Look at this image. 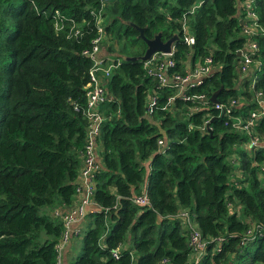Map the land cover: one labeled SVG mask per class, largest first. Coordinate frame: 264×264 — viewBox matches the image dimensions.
Here are the masks:
<instances>
[{"label": "trees", "instance_id": "obj_1", "mask_svg": "<svg viewBox=\"0 0 264 264\" xmlns=\"http://www.w3.org/2000/svg\"><path fill=\"white\" fill-rule=\"evenodd\" d=\"M240 1L0 0V264H56L64 224L52 212L76 204L92 64L83 50L100 17V49L120 63L105 81L114 98L100 105L97 209L75 257L63 251V264H264V147L248 146L249 134L232 125L256 110L257 90L264 97V0H251V17ZM183 23L193 44L184 41ZM245 24L257 31L260 63L251 74L239 66ZM137 26L148 38L178 34L168 75L212 57L213 72L187 89L206 102L176 95L165 106L175 88L127 58L146 48ZM220 86L218 101L239 99L231 117L210 99ZM251 133L263 137L264 113ZM136 194L147 203L134 202ZM181 210L206 240L196 259Z\"/></svg>", "mask_w": 264, "mask_h": 264}, {"label": "built area", "instance_id": "obj_2", "mask_svg": "<svg viewBox=\"0 0 264 264\" xmlns=\"http://www.w3.org/2000/svg\"><path fill=\"white\" fill-rule=\"evenodd\" d=\"M110 0H101L102 3L109 2ZM247 7V16H256L255 11L252 8L251 0L245 1ZM101 18V17H100ZM100 18L97 19V35L91 41V48L83 50V53L88 55L92 60V64L88 69L89 84L86 89V105L83 109V115L86 119V142L82 151V165L80 168L79 181L75 186V191L78 195L76 204L67 209L55 208L53 210L54 215H59L64 224V230L62 232L60 240L56 244L57 256L56 264H62V251L65 245L70 239V226L73 222H77L82 219L86 214V207L88 205H94L92 195L95 188L96 171L100 168V163L96 156V146L100 136V129L103 120L105 119L104 112L100 109V105L105 102L107 98L106 79L111 74L112 70L117 68L120 60L117 56L105 55L101 58H97L96 54L100 49L101 39L103 36V25L100 23ZM244 31L248 36L246 41V47L240 50L242 53V59L239 62L240 71L247 72L252 66L260 63L258 59H254L258 45L256 41L251 38L252 34L257 31L252 26L245 24ZM264 30V29H263ZM80 32V28L76 29V33ZM183 38L186 44L190 45L195 42L194 35L188 30V27L183 23ZM173 46L169 52L156 51L148 59L143 60L144 66L148 74H150L161 85H169L175 88V93L169 95L167 106L176 95H180L184 98L194 97L203 102L207 101V96L204 94H187L189 86L198 85L202 82L203 78L213 71L212 57L205 56L203 59H198L191 67L187 68L185 72L174 71L168 75V69L173 68L176 64L172 58ZM255 75L250 80V85L254 86ZM147 104V110L152 111V108L156 105V97L154 93L149 95ZM264 97L262 92L257 90L254 94V99L257 103L256 110H252L247 120L237 118L233 124L236 130L246 131L249 134L248 146L251 147H264V135L259 137L256 133H251V125L256 116L264 113ZM212 101V100H211ZM213 102V101H212ZM239 99L230 97L225 101L213 102V106L218 109L219 114H226L231 117V110L238 104ZM194 110L199 109V105H193L191 107ZM209 119L206 120V125H209ZM207 125V126H208ZM158 144H163V139H158ZM162 149V148H161ZM134 202L139 204L147 203V197L145 194H136L131 198ZM185 218L186 226L189 232V245L192 250V255L195 259L200 255L205 247L206 240L202 237L199 228H196L192 224V220L186 210H181L177 213ZM248 231H250L248 229ZM112 254L117 257L118 249H114Z\"/></svg>", "mask_w": 264, "mask_h": 264}, {"label": "water", "instance_id": "obj_3", "mask_svg": "<svg viewBox=\"0 0 264 264\" xmlns=\"http://www.w3.org/2000/svg\"><path fill=\"white\" fill-rule=\"evenodd\" d=\"M137 29L139 30L138 36L143 38L145 43H146V48H145V51L142 55L129 56V57H127L128 59H136L138 57L141 60H146L156 51L169 52L172 49L173 42L175 41V39L178 38V34H173L171 37L163 40L161 38V31L156 32L152 37L148 38L143 33V27L137 26ZM221 87L222 86H220L219 88H217L215 91L212 92L210 99L213 102L218 101L217 95H218V92L220 91ZM107 98L113 99L114 96H112L110 93H107ZM211 119H210V121H211ZM207 125H208V123H207ZM96 205L97 204H95V206Z\"/></svg>", "mask_w": 264, "mask_h": 264}, {"label": "crops", "instance_id": "obj_4", "mask_svg": "<svg viewBox=\"0 0 264 264\" xmlns=\"http://www.w3.org/2000/svg\"><path fill=\"white\" fill-rule=\"evenodd\" d=\"M243 1H240L239 2V4H242L243 5V3L245 2H243ZM105 48L104 47H101V49L99 50V52L96 54V57L97 58H101V57H103V56H105L106 55V53H105ZM253 68V66L248 70L249 72H250V74H251V69ZM251 78H252V75H251ZM251 80V79H250ZM98 145H99V142H97V146H96V148H98ZM99 151V150H98ZM97 159H98V156H97ZM99 161V160H98ZM75 197H76V201H77V197H78V195L76 194L75 195ZM95 209H97V208H95L94 207V205H88L87 207H86V214H85V216L88 214V213H90V212H92V211H94ZM85 216L82 218V219H80L79 221H77V222H73L72 224H71V226H70V238L72 237V236H74V235H78V233L81 231V228H82V224H81V222L83 221V219L85 218ZM71 245H72V243H71V241H70V239H69V242L65 245V248H64V250L63 251H67L68 253H69V250H70V248H71ZM63 251H62V264H63Z\"/></svg>", "mask_w": 264, "mask_h": 264}, {"label": "rangeland", "instance_id": "obj_5", "mask_svg": "<svg viewBox=\"0 0 264 264\" xmlns=\"http://www.w3.org/2000/svg\"><path fill=\"white\" fill-rule=\"evenodd\" d=\"M102 21H103V19H102ZM102 21H101V23H102ZM137 45H138V47H139V44H136V45H130V47L129 48H131V49H134V48H136L137 47ZM98 150H100V145H98ZM75 205V204H74ZM73 205V206H74ZM72 206V207H73ZM48 206H43L40 210H48ZM56 208H58V207H56ZM55 209V208H54ZM52 214H54L53 212H52ZM91 219H92V217H91V215L90 214H87L86 216H85V218L83 219V221L81 222V224H82V228H81V231L78 233V235H74V236H72L71 238H70V241H71V243H72V245H71V248H70V250H69V257L70 258H74L75 257V255H76V253L79 251V249H80V242H81V237L83 236V233H84V230H85V226H87V225H89L88 223L91 221ZM193 225L194 226H196L197 224L195 223V221H193ZM202 253V252H201ZM200 253V254H201ZM194 256V255H193Z\"/></svg>", "mask_w": 264, "mask_h": 264}]
</instances>
